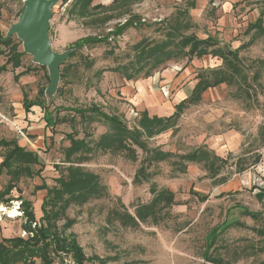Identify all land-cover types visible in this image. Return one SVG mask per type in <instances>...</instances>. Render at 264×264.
<instances>
[{"label":"rangeland","instance_id":"374dc122","mask_svg":"<svg viewBox=\"0 0 264 264\" xmlns=\"http://www.w3.org/2000/svg\"><path fill=\"white\" fill-rule=\"evenodd\" d=\"M110 2L93 0V4ZM184 5L183 0H139L133 4L132 12L140 16L142 24L68 56L59 66V70L70 67L67 78L59 79L51 96L46 94L47 69L34 63L27 53L22 55L20 67L8 64L6 70L0 71V139H15L25 149L36 152L42 166L40 177L22 178L18 183L21 197L30 201L33 210L44 193L41 181L49 187L54 185L53 180L59 175L57 167L64 166L62 149L68 145L65 135L75 131L76 137L87 134L85 138L94 142L108 129L98 120L86 128L79 123L74 126L69 122L54 123L56 118L73 115L72 111L63 110L64 107L95 105L131 127L134 116L142 110L150 116L170 115L174 104L190 95L198 72L220 67L219 59L206 55L186 66L185 59L169 62L151 76H137L133 80H125L113 71L117 65L127 63L132 56V45L141 38L160 40L166 23L174 22ZM67 7V3L58 0L51 8L48 38L55 53H63L87 35H105L115 23L125 20L93 25L70 16ZM21 10L22 0H0V37L4 38L10 26L17 22ZM262 10L264 23V0H195V7L189 10L187 32L199 38L214 37L220 46L231 49L245 45L238 53L242 66L248 75L257 71L259 77L244 88L220 84L207 89L199 102L184 109L173 128L147 139L149 149L167 153L164 159L147 166V178L134 179L145 157L140 149H136V160L110 151L91 153L90 159L81 165L99 176L106 194L83 205H71L66 211V216L75 220L69 230L76 235L87 256L109 258L106 264H202L210 232L227 217L238 218L242 226L234 225L218 234L213 253L233 264H258L264 260V236L255 232L264 227V205L258 206L251 190L218 187L219 177L232 181L237 176L233 173L237 157L246 166L257 155H264L260 135L264 128V35L247 44L253 37L247 27ZM11 38L18 51H23L16 34ZM7 57L6 50L0 55V66ZM25 69L14 79V75ZM42 88L44 92L39 97L48 107L46 114L38 105L26 113L22 92L33 102ZM209 146L227 159L215 177L202 163L179 158L199 147L209 150ZM6 180L4 176L0 183ZM152 186L157 190L170 189L174 204L160 209L155 219L149 217L144 222L137 219V225L127 221L123 224V215L134 217L135 208L150 201ZM17 195L13 190L12 196ZM235 204L260 214L254 220L239 214L238 209L230 214ZM1 205L10 209L14 202ZM17 211L15 217L4 212H0V217L17 229L14 233L11 228L12 235L26 237L27 233L20 228L24 218L19 203ZM62 223L60 220L57 225L60 227Z\"/></svg>","mask_w":264,"mask_h":264},{"label":"trees","instance_id":"16d2710c","mask_svg":"<svg viewBox=\"0 0 264 264\" xmlns=\"http://www.w3.org/2000/svg\"><path fill=\"white\" fill-rule=\"evenodd\" d=\"M67 3V13L86 23L93 25H104L110 21L125 19L124 23H115L105 35H87L71 45L72 49L69 56H73L85 46H92L98 42H107L123 34L130 27L140 26L141 18L132 12V5L139 0H111L107 5L101 3L93 4V0H61ZM184 7L176 13V19L172 23H166L162 30V38L154 40L143 37L132 45V56L125 64L117 65L113 71L118 72L125 80H133L137 76L149 77L155 71L163 69L169 62H177L185 59V66L193 59H200L206 55L216 57L221 61L218 68L206 69L195 75L196 82L188 97L181 99L174 104V111L168 116L148 115L146 110H142L134 116V125L129 127L119 117L107 114L95 105L88 107H64L63 110L73 112L68 117L56 118V122H69L73 126L76 123L84 128L94 121L104 122L108 129L100 134L96 141L76 137L77 132L72 131L65 135L68 145L62 149V168L59 166V175L54 178V185L47 186L43 183L45 194L43 196L40 211L41 216L35 219L30 201L23 199L20 195L13 197L12 191L18 194L17 184L22 178L40 177L42 166L38 155L17 143V140L0 139V175L4 174L7 180L0 190V201L9 204L11 201H20V207L24 221L21 224L22 231L27 233L26 237L14 236L0 239V264H106L109 258H100L97 255L87 256L76 239V235L69 229L75 223L74 219L66 216V211L71 205H83L92 198L105 196L106 188L101 183L97 174L86 170L81 164L90 159L92 152L96 150L122 153L131 160L137 159L136 149H140L145 157L134 175L135 180L147 178L146 168L152 162L164 159L167 153L158 149H149L146 140L158 135L176 125L184 109L196 104L201 100V95L207 89L216 87L220 84L236 85L244 88L245 85L251 86V81L256 82L259 73L254 71L251 75L245 72L242 66L239 51L245 45L237 48L220 46L214 37L207 36L199 38L193 33H188L190 15L189 10L195 7V0H183ZM181 18V19H180ZM248 32H253V37L248 41L250 44L255 38L264 35L263 10L256 20L247 27ZM4 47L5 49H2ZM7 50L8 57L0 71L6 70V66L11 64L13 68L21 66L23 51H18L17 45L11 37L2 39L0 37V55ZM45 68L44 66H41ZM70 70L69 66L60 69V80L67 78ZM24 71L14 75L17 79ZM250 84V85H249ZM61 87H59L60 89ZM58 89V90H59ZM249 90V88L247 89ZM44 88L40 89L37 101L28 100L27 94L22 92V106L26 113L32 106H39L44 114L48 107L42 103L39 96H42ZM57 110V107H54ZM58 111V110H57ZM260 135L264 144V128ZM182 161L202 163L203 166L215 177L220 173L222 165L226 164L227 159H222L214 152L205 147H199L192 152L179 155ZM260 155H257L249 165L256 164ZM240 158L235 162L236 170H243L245 167ZM66 165V166H65ZM226 177H219V183L226 181ZM152 198L146 204H141L135 208L134 217L125 214L123 224L130 222L137 225V219L141 222L147 218L155 219L160 209L170 207L174 204V193L170 189L157 190L155 186L150 188ZM239 209L238 213L255 219L260 212L251 211L238 204L232 206ZM63 220L59 227L57 222ZM238 218L228 219L227 217L218 226L212 229L207 239L202 258V264H233L215 255L214 244L218 234L223 233L234 225H241ZM242 226V225H241ZM259 236H264V227L256 229ZM258 264H264V260Z\"/></svg>","mask_w":264,"mask_h":264},{"label":"water","instance_id":"95a60500","mask_svg":"<svg viewBox=\"0 0 264 264\" xmlns=\"http://www.w3.org/2000/svg\"><path fill=\"white\" fill-rule=\"evenodd\" d=\"M58 0H22V10L16 23L12 24L4 39L13 34L20 39L24 53L31 55L32 61L47 69L49 85L46 94L52 95L60 79L59 66L72 52L55 53L48 38L51 8Z\"/></svg>","mask_w":264,"mask_h":264},{"label":"crops","instance_id":"0c3cea01","mask_svg":"<svg viewBox=\"0 0 264 264\" xmlns=\"http://www.w3.org/2000/svg\"><path fill=\"white\" fill-rule=\"evenodd\" d=\"M210 149H212V150H210ZM209 151L214 152L215 155L224 159L222 156L218 155L219 153H217V152H219V151L215 150L213 147L209 146ZM238 158H240V157H237L235 162L237 161ZM1 160H2V158L0 156V162H1ZM234 167H235V163H234ZM244 167L245 168L243 170H240V171L236 170V167H235L236 172H233V173H237V176L235 178H233L232 181H230V180L227 181V179H226V181L218 183V187H220L222 189L223 186H225L226 188H229V190L232 187H235L236 188L235 190H239V191H242L245 189L251 190L250 193L255 197V202L258 204V206H260L261 204L264 205V155L260 156L259 161L256 164H252V165L248 164L246 166L244 165ZM4 176H5L4 174H1L0 178H3ZM28 179H32V178H28ZM236 181H237V184H234V183H236ZM4 183L5 182H3L2 184L0 183V190L2 189V186L4 185ZM43 183H45V185H47L46 182L41 181L44 193L41 196L40 200H38L37 205H36L35 209L33 210L36 220H38L41 216L40 205H41L43 196L45 194V188H44ZM232 183H233V185H232ZM17 187H18V184H17ZM21 193L22 192H20V194H18V195L21 196ZM11 195H12V193H11ZM11 202L19 203V205H20V201H11ZM1 204L6 205V203H3L2 201H0V205ZM238 205H240V204H238ZM240 206L244 207L243 205H240ZM10 224L3 221V219L0 217V239L16 236V235H12L11 228H13L14 226L10 225ZM15 230H17V229L13 228L14 233H16Z\"/></svg>","mask_w":264,"mask_h":264},{"label":"bare ground","instance_id":"6f19581e","mask_svg":"<svg viewBox=\"0 0 264 264\" xmlns=\"http://www.w3.org/2000/svg\"><path fill=\"white\" fill-rule=\"evenodd\" d=\"M17 204L18 203H14V206L10 209H6L4 206L0 205V212H4L9 217H15L18 215Z\"/></svg>","mask_w":264,"mask_h":264},{"label":"built area","instance_id":"2783aa9c","mask_svg":"<svg viewBox=\"0 0 264 264\" xmlns=\"http://www.w3.org/2000/svg\"><path fill=\"white\" fill-rule=\"evenodd\" d=\"M56 264H57V263H56ZM68 264H73V263L69 261Z\"/></svg>","mask_w":264,"mask_h":264}]
</instances>
